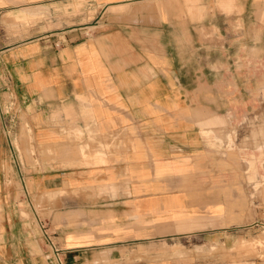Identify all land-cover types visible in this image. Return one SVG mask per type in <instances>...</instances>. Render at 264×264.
Masks as SVG:
<instances>
[{
    "label": "crops",
    "instance_id": "crops-1",
    "mask_svg": "<svg viewBox=\"0 0 264 264\" xmlns=\"http://www.w3.org/2000/svg\"><path fill=\"white\" fill-rule=\"evenodd\" d=\"M220 2L0 0V14L40 6L49 17L38 21H69L9 41L13 32L0 24V112L10 91L34 115L25 147L35 150L32 162L12 178L54 192L36 213L63 264H136L122 260L129 246L198 234L218 220L201 133L211 115L203 95L191 92L200 82L191 71L204 32L220 37L227 19L245 16ZM93 9L94 23L78 26ZM8 151L0 134V177L2 161L14 166ZM13 214L0 198V264H50L27 246L14 251L12 229L22 222ZM25 224L40 239L41 230Z\"/></svg>",
    "mask_w": 264,
    "mask_h": 264
},
{
    "label": "rangeland",
    "instance_id": "rangeland-1",
    "mask_svg": "<svg viewBox=\"0 0 264 264\" xmlns=\"http://www.w3.org/2000/svg\"><path fill=\"white\" fill-rule=\"evenodd\" d=\"M220 3V10L245 16L236 22L227 19V23L222 24L225 27L220 37H213L211 31L204 32L205 45L194 60L199 68L191 71L192 77L200 80L191 92L203 95L205 115H211L209 121H203L201 133L206 153L211 157L210 164L204 167L205 187L219 194L216 199L220 207L218 220H206V229L198 234L129 246L122 258L126 262L264 264V0H237V5L234 0H221ZM27 9L34 12L0 14V24L14 34L6 41L69 23L68 20L38 21L49 17L48 7ZM95 13V9L89 11L87 18L83 15L78 19L77 25L93 24L97 18ZM7 17L14 20L9 23ZM4 95L9 103L0 112V134L7 140L14 166H6L2 161L0 198L7 208H12V216L18 223L22 222L14 224L12 229L14 251L20 255L27 246L33 252L41 253L50 264H57L44 257L50 251L48 241L52 239L50 232L44 230L42 214L38 217L36 213L54 192L32 189L30 182L12 178V172L22 169L21 164L32 162L34 153H30L35 150L25 147L32 138L29 120L34 115L28 116L26 110L18 108L12 92L6 91ZM65 189L67 187L58 193H64ZM9 217L7 214L8 222ZM27 220L41 230L40 239L28 236ZM40 242L43 248H40ZM60 258L63 264L61 254Z\"/></svg>",
    "mask_w": 264,
    "mask_h": 264
},
{
    "label": "built area",
    "instance_id": "built-area-1",
    "mask_svg": "<svg viewBox=\"0 0 264 264\" xmlns=\"http://www.w3.org/2000/svg\"><path fill=\"white\" fill-rule=\"evenodd\" d=\"M48 243H49L50 251L46 253L44 257L47 259H51L53 262L57 264H62L59 247H57L56 244L51 240H49Z\"/></svg>",
    "mask_w": 264,
    "mask_h": 264
}]
</instances>
